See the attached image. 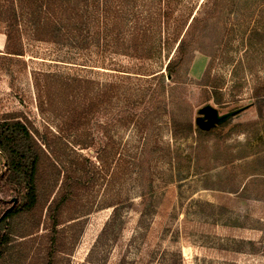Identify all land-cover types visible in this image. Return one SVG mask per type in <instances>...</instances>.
Instances as JSON below:
<instances>
[{
	"label": "rangeland",
	"instance_id": "rangeland-1",
	"mask_svg": "<svg viewBox=\"0 0 264 264\" xmlns=\"http://www.w3.org/2000/svg\"><path fill=\"white\" fill-rule=\"evenodd\" d=\"M204 1L195 0L193 6L188 1L181 13L206 12L211 4L205 7ZM245 5V0L228 4L216 18L198 24L200 38L174 82L150 83L149 77H141L129 86L124 83L136 95L135 110L147 123L142 128L124 123L118 108L124 107L125 98L113 110L103 106L90 117L82 133L103 138L110 131L115 155L109 170L103 164L101 169L110 181L112 173H118L113 192L121 201L131 199L132 203L113 220L112 208L92 205L104 198L110 185L101 181L102 185L85 189V199L63 215L70 254L60 264H264V88L255 96V87L264 83V32L258 30L264 28V1L248 10ZM243 19L249 25L247 32L251 31L246 44L238 27ZM247 43L257 53L252 58L243 54ZM3 51L0 114L21 112L41 131L47 125L55 128L57 120L48 119L37 108L35 72L71 69L101 82H115L119 77L117 68H102L109 67L105 66L108 59L103 65L96 54L87 60L54 44L30 43L20 60L6 58ZM116 61L125 71L160 70L157 61L125 57ZM212 85L222 88L223 107L214 103ZM208 104L221 114L247 109L223 124L219 136L201 141L197 135L172 137L171 116L196 127L198 110ZM135 153L142 157V182L127 172V156ZM142 194L146 201L140 199ZM9 206L0 203V212ZM74 215L76 220L68 222ZM25 224L22 221L21 231ZM40 233H44L42 227ZM15 239V248L1 264H42L45 244L41 239Z\"/></svg>",
	"mask_w": 264,
	"mask_h": 264
},
{
	"label": "trees",
	"instance_id": "trees-1",
	"mask_svg": "<svg viewBox=\"0 0 264 264\" xmlns=\"http://www.w3.org/2000/svg\"><path fill=\"white\" fill-rule=\"evenodd\" d=\"M188 1L192 6L195 4V0H0V34L5 35L6 58L23 59L30 43H48L87 60H92L96 54L103 65L108 59L110 63L105 66L109 67L102 68H117L114 71L119 75L115 82H101L71 69L35 72L33 86L37 108L48 119L57 120L55 128L50 125L44 128L45 133L21 112L0 114V158L3 161L0 203L10 204L0 212V264L15 248V238L41 239L45 244L42 264H60L70 254L68 233L62 227L66 222L63 215L85 199V189L94 188L101 181L110 187L104 198L92 205L112 208L113 220L118 218L122 208L132 203L131 199L121 201L113 192L118 173L113 172L110 181L104 171L109 170V161L115 155L114 145L110 148L113 142L110 131L106 130L103 138L82 132L92 115L103 106L113 110L123 98L125 105L118 109L123 113L124 123L137 129L147 124L135 110L136 95L131 87H124V83L129 86L141 77H149L147 82L150 83L155 80L162 84L168 80L174 82L191 46L200 38L198 24H207L228 4L241 3V0H206L205 7L211 4L206 12L194 14L190 10L188 15L187 11L182 14ZM262 1L245 0L246 10ZM240 21L239 33L242 43L246 44L251 31L247 32V20ZM243 28L245 30L241 31ZM258 30L264 32L262 27ZM243 54L252 58L257 53L252 52L247 43ZM117 57L157 61L160 70L150 74L134 68L125 71L116 61ZM212 88L214 103L223 107L222 88L218 85ZM263 88L264 83L255 87V96H259ZM155 91L158 93L159 87ZM169 122L174 139L197 135L201 141L212 135L219 136L222 129L221 125L204 130L175 116H171ZM230 134L229 131L226 136ZM127 157V172L130 176H139L142 182L145 179L142 157L138 153ZM140 199L146 201V195L142 194ZM75 220L74 215L68 222ZM22 221L26 226L21 231ZM41 227L44 233H40ZM75 240L74 236L72 242Z\"/></svg>",
	"mask_w": 264,
	"mask_h": 264
},
{
	"label": "water",
	"instance_id": "water-1",
	"mask_svg": "<svg viewBox=\"0 0 264 264\" xmlns=\"http://www.w3.org/2000/svg\"><path fill=\"white\" fill-rule=\"evenodd\" d=\"M246 109L247 107H241L228 113L221 114L217 107L208 104L198 110L196 125L204 130H209L225 124ZM14 202H16V199H14Z\"/></svg>",
	"mask_w": 264,
	"mask_h": 264
},
{
	"label": "crops",
	"instance_id": "crops-1",
	"mask_svg": "<svg viewBox=\"0 0 264 264\" xmlns=\"http://www.w3.org/2000/svg\"><path fill=\"white\" fill-rule=\"evenodd\" d=\"M0 36H2V37H3V46H2V47H0V50H3V49H4V47H5V35H4V34H0Z\"/></svg>",
	"mask_w": 264,
	"mask_h": 264
}]
</instances>
